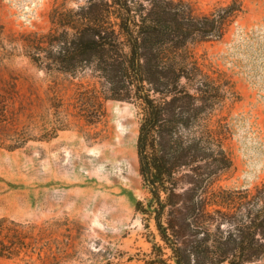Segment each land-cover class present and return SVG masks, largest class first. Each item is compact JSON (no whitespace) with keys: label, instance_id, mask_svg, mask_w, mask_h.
I'll return each instance as SVG.
<instances>
[{"label":"rangeland","instance_id":"374dc122","mask_svg":"<svg viewBox=\"0 0 264 264\" xmlns=\"http://www.w3.org/2000/svg\"><path fill=\"white\" fill-rule=\"evenodd\" d=\"M184 1L202 15L231 0ZM241 1L221 39L191 46L200 66L227 83L212 122L233 163L215 185L228 188L264 179V0ZM85 2L0 0V237L16 245L0 264H144L154 242L153 221L145 228L136 208L149 192L135 106L81 103L98 78L49 72L29 57L28 34L48 33L55 10Z\"/></svg>","mask_w":264,"mask_h":264},{"label":"trees","instance_id":"16d2710c","mask_svg":"<svg viewBox=\"0 0 264 264\" xmlns=\"http://www.w3.org/2000/svg\"><path fill=\"white\" fill-rule=\"evenodd\" d=\"M243 9L241 0L202 15L184 0H86L55 10L48 33L27 36L39 67L99 79L81 103L135 106L139 172L149 192L136 208L145 228L154 223L144 264H252L264 257V179L253 187L215 185L233 164L212 122L227 83L206 72L191 48L221 39ZM3 227L1 220L0 234ZM15 250L1 238L0 255Z\"/></svg>","mask_w":264,"mask_h":264}]
</instances>
